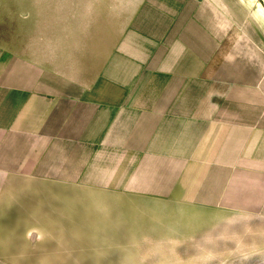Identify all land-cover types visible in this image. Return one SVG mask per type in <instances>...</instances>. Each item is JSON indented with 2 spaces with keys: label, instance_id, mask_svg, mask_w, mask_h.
Instances as JSON below:
<instances>
[{
  "label": "crops",
  "instance_id": "obj_1",
  "mask_svg": "<svg viewBox=\"0 0 264 264\" xmlns=\"http://www.w3.org/2000/svg\"><path fill=\"white\" fill-rule=\"evenodd\" d=\"M235 1L248 20L215 25L227 69H208L206 21L173 24L150 54L75 58L73 84L47 63L0 64V264H16L15 210L46 204L49 182L149 191L216 229L226 210L233 234L243 215L262 248L231 249V264H264V0Z\"/></svg>",
  "mask_w": 264,
  "mask_h": 264
},
{
  "label": "rangeland",
  "instance_id": "obj_2",
  "mask_svg": "<svg viewBox=\"0 0 264 264\" xmlns=\"http://www.w3.org/2000/svg\"><path fill=\"white\" fill-rule=\"evenodd\" d=\"M246 20L235 0H0V64L23 69L31 62L38 74L47 63L73 84L75 58L150 54L153 41L178 32L173 24L206 21L208 69H227L221 55L231 46H215L221 36L215 25ZM237 32L225 31L228 37ZM50 188L46 204L15 210L27 218L16 223L10 251L16 264H231V249L262 248V238L244 232L245 216L234 234L227 229L226 210L216 229L206 214L197 221L194 207L160 204L149 191Z\"/></svg>",
  "mask_w": 264,
  "mask_h": 264
}]
</instances>
